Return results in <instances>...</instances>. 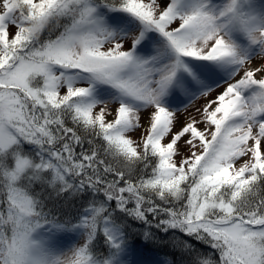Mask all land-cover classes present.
I'll return each instance as SVG.
<instances>
[{
  "label": "snow or ice",
  "instance_id": "6c2138e0",
  "mask_svg": "<svg viewBox=\"0 0 264 264\" xmlns=\"http://www.w3.org/2000/svg\"><path fill=\"white\" fill-rule=\"evenodd\" d=\"M136 229L264 264V0H0V264H137Z\"/></svg>",
  "mask_w": 264,
  "mask_h": 264
},
{
  "label": "trees",
  "instance_id": "16d2710c",
  "mask_svg": "<svg viewBox=\"0 0 264 264\" xmlns=\"http://www.w3.org/2000/svg\"><path fill=\"white\" fill-rule=\"evenodd\" d=\"M55 204L61 212L74 213L77 206L71 202L56 201ZM51 206V205H50ZM179 235V234H178ZM130 240L135 242L134 248L137 250L135 257L138 258L139 264H163L167 262L178 261L181 253L178 249L173 248L171 244H154L145 243L140 234V230H130ZM202 251H207V248L202 245H197Z\"/></svg>",
  "mask_w": 264,
  "mask_h": 264
},
{
  "label": "rangeland",
  "instance_id": "374dc122",
  "mask_svg": "<svg viewBox=\"0 0 264 264\" xmlns=\"http://www.w3.org/2000/svg\"><path fill=\"white\" fill-rule=\"evenodd\" d=\"M200 102H201V101H197L196 103L199 104ZM132 243L135 244V242H132ZM202 246H203V245H202ZM197 247H198V246H197ZM198 248H199V247H198ZM134 258L137 260V264H139V260H138V258L135 257V256H134ZM163 264H165V263H163Z\"/></svg>",
  "mask_w": 264,
  "mask_h": 264
}]
</instances>
